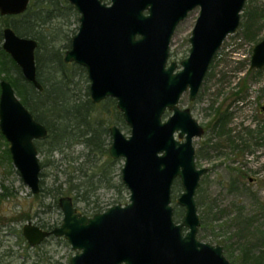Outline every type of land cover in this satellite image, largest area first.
<instances>
[{
    "label": "water",
    "instance_id": "95a60500",
    "mask_svg": "<svg viewBox=\"0 0 264 264\" xmlns=\"http://www.w3.org/2000/svg\"><path fill=\"white\" fill-rule=\"evenodd\" d=\"M247 0H68L80 14L79 30L66 52L65 63L84 67L90 96L97 104L114 98L131 128L129 136L110 128V156L124 158L122 182L129 202L92 217L78 212L73 198L59 199L63 222L44 230L32 222L23 237L31 247L51 236L64 238L75 251L69 264H231L221 246L197 239L201 225L195 201L201 177L193 140L205 130L190 109L178 104L190 90L195 100L209 66L226 38L238 30ZM31 0H0V15L25 13ZM200 14L190 37L191 49L175 72L168 67L171 41L177 27L195 9ZM3 49L37 90L38 41L3 31ZM168 67V68H167ZM264 67V38L253 51L251 69ZM0 131L10 145L14 167L33 195L41 193L42 165L36 141L48 136L17 96L13 85L0 82ZM264 109V107H263ZM169 110L172 115L164 120ZM183 188L178 204L182 223L174 218L172 190ZM184 228L187 229L184 232Z\"/></svg>",
    "mask_w": 264,
    "mask_h": 264
},
{
    "label": "rangeland",
    "instance_id": "374dc122",
    "mask_svg": "<svg viewBox=\"0 0 264 264\" xmlns=\"http://www.w3.org/2000/svg\"><path fill=\"white\" fill-rule=\"evenodd\" d=\"M52 1L55 3L52 6L49 2L43 4L49 5L45 14L49 22L43 26L36 23L39 26L36 40L40 44L41 59L45 60L44 70L46 58L53 52L65 57L80 26V14L72 4L68 2L70 8L63 5V0ZM33 2L29 12L35 19L42 8V0ZM104 2L111 4V0ZM199 14L200 8L192 11L172 38L169 63L176 62L178 69L190 54V37ZM263 38L264 0H247L238 30L226 38L214 56L196 99L191 101L187 91L178 104L181 109H190L193 118L205 130L202 137L193 140L196 166L208 170L201 177L195 195L201 221L197 239L221 246L231 264H245L247 250L254 256L263 255L261 264H264V111L261 110L264 106V67L251 69L254 48ZM69 73L74 72L69 70ZM2 80L5 79L0 76V82ZM75 81L74 93L81 99L87 98V92L90 93L87 71H77ZM102 102L97 103L101 104L99 108ZM171 115L172 112L167 110L164 120ZM119 117L120 114L116 115L114 111H105L104 114L97 113L96 120H108L111 123L109 128L116 125L129 136L131 128ZM42 141L39 140V144ZM107 143L111 147L110 134ZM6 148L0 137V194L5 188L10 193L0 205V264L70 263L75 251L64 238L51 237L42 245L31 247L22 234L24 225L29 222L45 226L46 230L60 227L64 217L59 206L61 197H72L78 212L88 217L129 202L130 193L121 174L124 158L114 159L116 164L110 175L112 187L102 185L94 190L97 181L92 187L88 177L73 172L77 163L70 167L68 159L59 153L53 157L41 153L40 162L45 164L41 178L43 191L33 195L13 162L5 155L2 157ZM83 152L82 146L68 151L70 158ZM97 163L98 159L93 158L83 166L89 177L97 170ZM69 178L72 185H81V191L57 195L55 189L67 191L71 186ZM182 192L181 182L176 179L172 205L177 223H182L185 215V209L178 204ZM178 214H182L181 217ZM186 230L184 228V232Z\"/></svg>",
    "mask_w": 264,
    "mask_h": 264
},
{
    "label": "trees",
    "instance_id": "16d2710c",
    "mask_svg": "<svg viewBox=\"0 0 264 264\" xmlns=\"http://www.w3.org/2000/svg\"><path fill=\"white\" fill-rule=\"evenodd\" d=\"M32 2L33 0H31ZM46 2L52 3L50 6L55 4L52 0H42V5L40 4L42 8L35 19L29 12L31 3L23 15L0 16V76L13 85L17 96L20 97L34 118L44 124L48 129V136L40 142L41 144H39V140L38 144H36L39 154L43 153L48 157H53L56 153H59L68 159L70 167L74 162L77 163L76 166H73V172L76 171L88 177L92 187H94L97 181L98 184L94 190L102 187V185L111 188L112 177L110 175L116 164V161L110 156V146L107 143L111 123L108 120H96V115L99 112L104 114L105 111H114L116 115L120 114L119 118L124 121L123 114L117 108V101L114 98H108L102 102V106L99 108L101 104H94L90 98L89 91L87 92V98L81 99V97H78L74 93V87L77 85L75 81L76 73L77 71L86 73V69L75 63L66 64L64 56L54 52L50 54L49 52L50 56L48 55L49 57L46 58V61H48L45 64L46 70H44L43 63L45 60L41 59L39 52L40 44L36 50V64L38 80L42 84L43 90L39 91L23 77L21 69L3 49V31L5 28H12L20 37L38 39V31L36 28L49 22V17L47 18L45 15L48 13L46 6L49 5H43ZM65 4L72 8L68 0H63V5ZM36 23H39V26ZM69 70L74 73L70 74ZM224 119L225 117L221 119V122H224ZM0 137L7 145L2 157L4 158L5 155L12 162L10 145L1 131ZM77 146H82L85 152L78 157L70 158L68 151ZM93 158L98 159V163L96 164L98 168L89 177L85 169H83V166ZM41 165L42 168L45 166L43 163ZM43 176V173H41L40 177L42 178ZM70 182L71 178L68 180V183ZM43 184L44 182L41 180V186ZM55 190L57 195H69L74 191L79 193L81 191V185L76 186L71 184L67 191L61 188ZM42 191L43 188L41 189ZM87 193L88 190L85 189V194ZM8 196H10V193L5 188V192L0 194V205ZM181 215L178 214V217H181ZM42 227L45 228V226ZM246 255L248 260H246L245 264H251L252 262L253 264L262 263L261 257L263 255L254 256L250 250H247Z\"/></svg>",
    "mask_w": 264,
    "mask_h": 264
},
{
    "label": "flooded vegetation",
    "instance_id": "af4514ba",
    "mask_svg": "<svg viewBox=\"0 0 264 264\" xmlns=\"http://www.w3.org/2000/svg\"><path fill=\"white\" fill-rule=\"evenodd\" d=\"M30 3H31V2H30ZM29 6H30V5H29ZM23 14H25V13H23ZM23 14H20V15H23ZM20 15H8V16H20ZM0 16H1V15H0ZM8 16H1V17H8ZM169 58H170V56H169ZM183 61H184V60H183ZM183 61H182V62H183ZM182 62H181V63H182ZM171 63H173V62H171ZM171 63H169V60H168V67L171 65ZM175 63H176V62H175ZM181 63H180V66H181V67H180L179 69H178V64L176 63L177 66H176V70H175V72H179V71H181V70L183 69ZM168 67H167V68H168ZM258 70H259V69H258ZM188 91H189V95H190V90H188ZM186 92H187V91H186ZM198 93H199V92H198ZM197 95H198V94H197ZM196 97H197V96H196ZM106 99H108V98H106ZM106 99H105V100H106ZM195 99H196V98H195ZM105 100H103V101H105ZM193 101H194V100H193ZM101 102H102V101H101ZM178 106H179V105H178ZM263 107H264V106L261 107V110H262V111H264ZM109 133H110V132H109ZM41 228H42V227H41ZM43 229H44V228H43ZM44 230H46V229H44ZM49 231H50V230H49ZM51 237H54V236H51ZM51 237H50V238H51ZM56 238H57V237H56ZM61 238H62V237H61ZM47 240H48V239H47ZM45 241H46V240H45ZM45 241H44V242H45ZM42 244H43V243H42Z\"/></svg>",
    "mask_w": 264,
    "mask_h": 264
}]
</instances>
